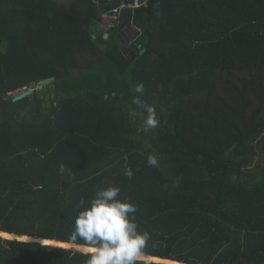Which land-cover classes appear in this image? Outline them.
<instances>
[{
	"label": "trees",
	"instance_id": "trees-1",
	"mask_svg": "<svg viewBox=\"0 0 264 264\" xmlns=\"http://www.w3.org/2000/svg\"><path fill=\"white\" fill-rule=\"evenodd\" d=\"M52 77L43 99H2ZM140 82L149 132L132 115L147 117ZM109 185L136 205L145 256L264 264V0H0V232L73 244ZM87 258L0 236V264Z\"/></svg>",
	"mask_w": 264,
	"mask_h": 264
},
{
	"label": "clouds",
	"instance_id": "clouds-1",
	"mask_svg": "<svg viewBox=\"0 0 264 264\" xmlns=\"http://www.w3.org/2000/svg\"><path fill=\"white\" fill-rule=\"evenodd\" d=\"M144 84L134 86L132 103L147 112L144 121L145 130L159 126L155 109L144 102ZM156 155H149L147 164L150 167L158 166ZM64 171V165H60ZM125 174L132 178L131 169ZM121 189L109 185L99 189L89 200L88 205L80 210L75 217L70 241L75 244L83 240L87 248L85 264H137L144 255L151 235L141 231L136 222L137 207L126 199L120 198Z\"/></svg>",
	"mask_w": 264,
	"mask_h": 264
},
{
	"label": "water",
	"instance_id": "water-1",
	"mask_svg": "<svg viewBox=\"0 0 264 264\" xmlns=\"http://www.w3.org/2000/svg\"><path fill=\"white\" fill-rule=\"evenodd\" d=\"M55 79H56L55 77H52V78L43 79V80H40V81H37V82H33V83L30 84V86L28 88H24L23 91H17L14 95H12V94L4 95L2 97V99L3 100H11L12 103H16V102H18V101H20V100H22L24 98H27V97L31 96L36 91H41V89H43L44 85L54 81ZM10 235L12 236L10 238L19 239L21 237V236H15L14 234H10ZM0 236H2V235H0ZM31 239L34 240V241L42 242V241H39V239H44V238H33V237H31ZM55 241H57V240H55ZM61 243H63V242H61ZM46 244H50V243H46ZM73 245H75V244H73ZM59 246H62V245H59ZM70 248H72V247H70ZM146 257H148V256H146ZM143 260L154 261V260H148V259H145V258ZM165 260H169V259H165ZM169 261L177 262V261H173V260H169ZM166 263H168V262H166ZM177 263L178 264H184V263H181V262H177ZM169 264H172V263H169Z\"/></svg>",
	"mask_w": 264,
	"mask_h": 264
},
{
	"label": "built area",
	"instance_id": "built-area-1",
	"mask_svg": "<svg viewBox=\"0 0 264 264\" xmlns=\"http://www.w3.org/2000/svg\"><path fill=\"white\" fill-rule=\"evenodd\" d=\"M124 7H133L131 4H124ZM121 11L115 10L110 13H105L100 15V22L105 23L106 29H110L117 26L120 23ZM103 38L107 40L109 38V33L105 32Z\"/></svg>",
	"mask_w": 264,
	"mask_h": 264
},
{
	"label": "rangeland",
	"instance_id": "rangeland-1",
	"mask_svg": "<svg viewBox=\"0 0 264 264\" xmlns=\"http://www.w3.org/2000/svg\"><path fill=\"white\" fill-rule=\"evenodd\" d=\"M139 2H140V0H135V5H137V4H139ZM101 25H103L104 27L106 26V24L105 23H102L101 22V24H100V26ZM101 28H103L102 26H101ZM248 75V74H247ZM45 86V85H44ZM44 88V87H43ZM21 91H22V89H21ZM41 91H42V89H41ZM41 91H37V92H39V94H40V97L43 99L44 97H46V96H43V94H42V92ZM16 92H14V93H12V95H14ZM47 93V92H46ZM52 94H53V96L52 97H48L47 96V99H45V100H47V101H50V103H49V106H52V104H54V102H56V97H55V95H54V93L52 92ZM132 115L134 116V119H135V123L137 124V126H140L141 128H142V130L143 129H145V126H144V121H145V119L141 116V115H139V116H136V114H134V113H132ZM147 132H149L148 130H146ZM144 141H148L149 142V139H147V140H144ZM252 168H254V166L252 167ZM4 237V236H3ZM70 245V244H69ZM70 247H72L73 249H80V250H84V251H87V249H85L84 247H80V246H78V245H73V244H71V246H68V248H70ZM83 248V249H82ZM145 256V255H144ZM142 259V258H141ZM144 259V258H143ZM169 263V262H168Z\"/></svg>",
	"mask_w": 264,
	"mask_h": 264
},
{
	"label": "bare ground",
	"instance_id": "bare-ground-1",
	"mask_svg": "<svg viewBox=\"0 0 264 264\" xmlns=\"http://www.w3.org/2000/svg\"><path fill=\"white\" fill-rule=\"evenodd\" d=\"M0 235H2L4 237H7V238L12 237L9 233L4 234V233H1L0 232ZM19 239H22V240H32L31 237H26V236H21ZM39 241H42V243H50V244H55V245H62L64 247L71 246V244L69 245V244H66V243H58V242H55V241H50L48 239L47 240L46 239H39ZM80 247H84V246H80ZM84 248L87 249V247H84ZM146 256H142V259L145 258V259H148V260L161 261V262L164 261V262H169V263H172V264H178L177 262H172V261H169V260L161 259L159 257H153V256L146 257Z\"/></svg>",
	"mask_w": 264,
	"mask_h": 264
}]
</instances>
